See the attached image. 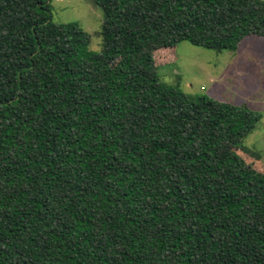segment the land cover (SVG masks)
I'll return each instance as SVG.
<instances>
[{
	"label": "trees",
	"instance_id": "16d2710c",
	"mask_svg": "<svg viewBox=\"0 0 264 264\" xmlns=\"http://www.w3.org/2000/svg\"><path fill=\"white\" fill-rule=\"evenodd\" d=\"M0 0V264H264L261 115L162 83L154 51L264 38V0Z\"/></svg>",
	"mask_w": 264,
	"mask_h": 264
},
{
	"label": "rangeland",
	"instance_id": "374dc122",
	"mask_svg": "<svg viewBox=\"0 0 264 264\" xmlns=\"http://www.w3.org/2000/svg\"><path fill=\"white\" fill-rule=\"evenodd\" d=\"M54 23L76 22L90 35L87 48L102 51L103 15L90 0H49ZM162 83L189 95H207L244 105L261 115L237 149L254 169H264V38L245 37L234 51H216L181 41L153 53Z\"/></svg>",
	"mask_w": 264,
	"mask_h": 264
}]
</instances>
